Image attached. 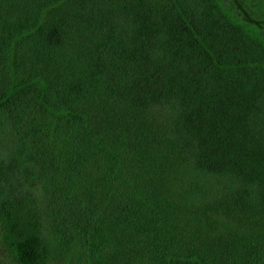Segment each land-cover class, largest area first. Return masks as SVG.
<instances>
[{
  "label": "trees",
  "instance_id": "trees-1",
  "mask_svg": "<svg viewBox=\"0 0 264 264\" xmlns=\"http://www.w3.org/2000/svg\"><path fill=\"white\" fill-rule=\"evenodd\" d=\"M0 122L12 264H264V0H0Z\"/></svg>",
  "mask_w": 264,
  "mask_h": 264
},
{
  "label": "rangeland",
  "instance_id": "rangeland-1",
  "mask_svg": "<svg viewBox=\"0 0 264 264\" xmlns=\"http://www.w3.org/2000/svg\"><path fill=\"white\" fill-rule=\"evenodd\" d=\"M12 143V135L10 127L0 122V154L7 153ZM0 264H12L8 258H6L0 249Z\"/></svg>",
  "mask_w": 264,
  "mask_h": 264
}]
</instances>
